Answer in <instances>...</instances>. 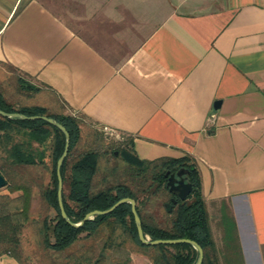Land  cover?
Here are the masks:
<instances>
[{
  "label": "crops",
  "instance_id": "0c3cea01",
  "mask_svg": "<svg viewBox=\"0 0 264 264\" xmlns=\"http://www.w3.org/2000/svg\"><path fill=\"white\" fill-rule=\"evenodd\" d=\"M0 63L138 159L192 158L213 240L224 201L264 264V0H0Z\"/></svg>",
  "mask_w": 264,
  "mask_h": 264
},
{
  "label": "trees",
  "instance_id": "16d2710c",
  "mask_svg": "<svg viewBox=\"0 0 264 264\" xmlns=\"http://www.w3.org/2000/svg\"><path fill=\"white\" fill-rule=\"evenodd\" d=\"M6 80L10 89L0 87L1 112L45 116L68 134V150L59 176L62 208L70 223L76 224L86 213L106 210L118 200L128 198L135 204L143 237L148 241L186 239L200 247V264H243L235 223L224 201L219 203L214 222L219 247L212 238L192 158L185 155L141 160L128 138L110 146L111 155L105 156L103 151L97 152V131L89 130L81 143L82 130L90 127L87 123L72 115L49 113L48 104L35 97L38 89L17 76ZM63 145V134L41 120L0 116V176L5 181L2 190L6 192L0 191V256L6 255L17 264H29L21 257L22 249L34 245L45 253L50 264H105V250L128 244L130 253L145 257L149 264L195 263L197 253L191 245L141 244L128 204L107 215L94 216L78 228L69 226L60 217L56 200L55 167ZM102 166L106 171L99 170ZM177 170L185 171V182L191 185L190 193L182 201L174 199L165 186L168 175ZM14 193L15 196L10 195ZM33 193L38 211L32 214L29 201ZM166 205L170 206L169 212ZM89 237L101 240L102 247L98 250L94 244L65 253L75 242ZM114 264H129V260H117Z\"/></svg>",
  "mask_w": 264,
  "mask_h": 264
},
{
  "label": "rangeland",
  "instance_id": "374dc122",
  "mask_svg": "<svg viewBox=\"0 0 264 264\" xmlns=\"http://www.w3.org/2000/svg\"><path fill=\"white\" fill-rule=\"evenodd\" d=\"M11 76H17L19 77L20 75L17 74L15 71L10 69L7 66H1L0 65V87L1 88H7L8 83H7V77ZM10 88H7L6 90L9 91ZM49 96V100L52 102L51 104L46 105L47 106V111L49 113H62V114H68L72 115L76 118H79L83 120L87 125L90 127L84 128L82 130V136H81V143H83V138H86L87 133L90 131L89 130H95L97 131L98 134H100L99 137H97V152H104L105 156H110L109 148L112 146L114 143L122 142L127 139L125 135L116 133L112 130L109 129H104V127L95 125L91 123L90 121H87L85 118H83L81 115H78L76 113H72L69 109H67L53 94L47 93ZM29 103V102H27ZM32 102H30L31 104ZM114 148V147H113ZM82 150V147L80 151ZM111 151V150H110ZM101 172L106 171L103 166L99 169ZM1 193H6L4 190L0 189ZM11 196H15L16 193L10 194ZM29 209L30 212L33 214L36 211H38V201L34 193L32 194L30 201H29ZM213 228H214V234H215V243L216 246L219 247V233L215 228V223L212 222ZM96 245L98 250L102 247V241L101 240H95L93 237L89 238H81L77 242H75L72 246H70L66 250V254H69L71 252L77 251L81 249L82 247H87L89 245ZM24 245V243H23ZM130 253L128 250V244H124L122 248H111L110 250H105L104 251V259H105V264H114L115 261L117 260H127V256ZM21 257L25 262H28L29 264H50V261H48V258L45 256V253H42L35 248L33 245L30 247V245H25L24 248L22 249V255ZM59 263V262H58Z\"/></svg>",
  "mask_w": 264,
  "mask_h": 264
},
{
  "label": "water",
  "instance_id": "95a60500",
  "mask_svg": "<svg viewBox=\"0 0 264 264\" xmlns=\"http://www.w3.org/2000/svg\"><path fill=\"white\" fill-rule=\"evenodd\" d=\"M219 103L215 102L213 105V108L216 109L218 108ZM0 116L6 119H18V120H27V121H33V120H41L45 123H47L50 126L55 127L56 129H58L64 137V145H63V150L61 152V155L59 156V158L56 161V167H55V175H56V180H57V188H56V200H57V206L59 209V214L60 217L71 227L73 228H78L80 227L85 221L87 220H91L94 216H102V215H107L110 212H112L115 208H117L118 206L122 205V204H128L130 206V213L132 215V219H133V223L135 226V230H136V236L138 241L143 244V245H174V244H188L191 245L197 253V259L195 261L194 264H200L201 259H202V251L200 249V247L198 245H196L194 242L190 241V240H186V239H176V240H155V241H148L145 237H143L142 231H141V227H140V222L139 219L137 217V214L135 212V204L131 199L128 198H123L118 200L116 203H114L111 207H109L106 210L103 211H91L86 213L83 218L81 219L80 222L76 223V224H72L68 221L63 208H62V203H61V179L59 176V167L67 153L68 150V145H69V137L68 134L66 133V131L64 130V128L59 125L57 122H55L53 119L51 118H47L45 116H30V117H25L21 114H17V113H11V114H7L4 112L0 111ZM185 173V171L183 170H177L175 173H171L168 175L167 179H166V183L165 186L168 189V192L173 196L174 199L176 200H184L186 198V196L190 193L191 190V185L185 182V179L183 177V174ZM167 176V174L165 175V177ZM5 186V181L3 180V178L0 176V189H2ZM174 199H171V203H175ZM166 211L169 212L170 211V206L166 205Z\"/></svg>",
  "mask_w": 264,
  "mask_h": 264
},
{
  "label": "built area",
  "instance_id": "2783aa9c",
  "mask_svg": "<svg viewBox=\"0 0 264 264\" xmlns=\"http://www.w3.org/2000/svg\"><path fill=\"white\" fill-rule=\"evenodd\" d=\"M104 129H107V128L104 127Z\"/></svg>",
  "mask_w": 264,
  "mask_h": 264
}]
</instances>
